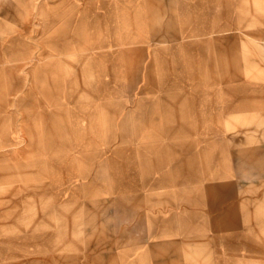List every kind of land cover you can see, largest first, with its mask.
Segmentation results:
<instances>
[{"label":"rangeland","instance_id":"1","mask_svg":"<svg viewBox=\"0 0 264 264\" xmlns=\"http://www.w3.org/2000/svg\"><path fill=\"white\" fill-rule=\"evenodd\" d=\"M159 174L172 264H264V0H0V264L130 261Z\"/></svg>","mask_w":264,"mask_h":264},{"label":"crops","instance_id":"2","mask_svg":"<svg viewBox=\"0 0 264 264\" xmlns=\"http://www.w3.org/2000/svg\"><path fill=\"white\" fill-rule=\"evenodd\" d=\"M66 2L68 1H64L63 6H65ZM85 5L86 3L79 4V6L83 7H85ZM66 12L67 11H65V13ZM62 15H59V17ZM119 25L121 26L119 28V32L122 34L120 41L124 42L123 44L134 42L140 39V35L146 33L147 29L146 20L144 18L137 21L135 32L130 25L129 19L120 18ZM56 51L57 52H55L54 55H65L60 54L59 50ZM56 59L57 60L53 65L55 67L53 72L54 80L64 76L63 66L60 60L58 58ZM84 125L85 123L82 117H79V119L73 121L74 129L77 131L80 128L82 130ZM155 179L156 180L154 181L153 187L150 188L151 192L148 193L151 198L150 200H154V203L146 208L145 214L143 215L144 217L148 218V223H146L144 218V228H142V230H144L145 234L143 237L144 240L142 242V246H139L136 251L133 252V256L135 257H133V259H129L130 261H124L125 257L121 258L122 264H172L171 262H173L175 256L179 253L174 252L175 243L172 241L180 239L182 243H189L188 241L184 240H189L192 238V236L197 235L200 226L201 228H206L210 221L212 224H214L213 217L203 220L201 219L202 221H200L197 214L193 217L194 213L192 212V207H194L193 211L195 213L199 212L198 203H178L177 206L178 209H180V212H176V205H174V203L171 202V199L167 197V195L171 193L165 192L163 190L164 187L161 184L164 183V181L161 175L159 174L157 177H155ZM173 192L178 191H172V193ZM181 195H186V193H182ZM211 207L212 205H206V210H213V207ZM183 208L186 210L184 211ZM138 222V225L140 226L142 224V218L138 217Z\"/></svg>","mask_w":264,"mask_h":264}]
</instances>
